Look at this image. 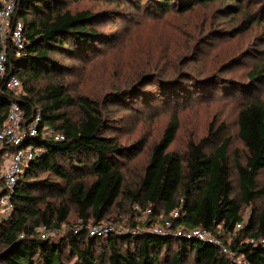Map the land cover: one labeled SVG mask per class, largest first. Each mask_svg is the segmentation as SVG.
Returning a JSON list of instances; mask_svg holds the SVG:
<instances>
[{
  "label": "trees",
  "instance_id": "trees-1",
  "mask_svg": "<svg viewBox=\"0 0 264 264\" xmlns=\"http://www.w3.org/2000/svg\"><path fill=\"white\" fill-rule=\"evenodd\" d=\"M130 1L139 9L143 0ZM194 1L149 0L147 6L163 14L174 9L183 13L194 7ZM64 4V0H17L13 15L24 23L27 43L17 54L8 39L4 77L17 76L21 86L25 84V91L16 95L1 85L0 129L8 119L11 102L17 100L24 111L23 124L40 115L39 134L25 138L39 151L18 181L14 214L0 221V263L62 264L66 247L79 264H264V208L252 209L246 221L242 213L243 205L251 206L264 195V188L258 185V175L264 169V95H246L238 111V136L247 149L244 164L235 159L240 203L232 196L231 137L206 151L210 140L225 131L224 124L215 129L212 123L211 136L190 140L181 155L170 150L180 129L178 115H172L160 138L150 146L142 171L128 178L121 158L128 159L136 146L121 145L105 134L110 119L102 102L79 97L82 117L74 121L65 108L76 101L64 83L54 81L38 89L30 84L61 71V60L54 54L81 57L101 40V32L92 27L98 14L89 10L73 12ZM147 55L146 59H158V54ZM157 75H142L133 88ZM250 75L256 81L262 73L251 71ZM125 92L127 89L112 91L109 96L113 99ZM44 127L64 134V138L44 136ZM86 170L90 173L88 180L81 176ZM41 172L48 175L39 177ZM49 194H59L65 200L56 203ZM121 198L139 204L141 211L152 209L156 218L146 226L163 222L166 217L186 229L206 228L224 241L231 256L213 242L151 231L124 235L112 231L98 237L82 229L56 240L50 235L43 238L36 230L41 226L60 229L68 220L71 206L84 223L92 220L100 224ZM175 210L180 214L173 218ZM228 237L231 239H223ZM174 244L176 251L171 252Z\"/></svg>",
  "mask_w": 264,
  "mask_h": 264
},
{
  "label": "rangeland",
  "instance_id": "rangeland-1",
  "mask_svg": "<svg viewBox=\"0 0 264 264\" xmlns=\"http://www.w3.org/2000/svg\"><path fill=\"white\" fill-rule=\"evenodd\" d=\"M64 1V7L73 12L89 10L99 15L92 27L101 32V40L95 41L92 51L81 57L54 54L61 60V71L30 84L38 89L54 81L64 83L76 101L65 108L74 121L82 117L79 97L102 102L110 119L105 134L121 145L136 146L128 159L121 158L128 178L142 171L150 146L160 138L172 115H178L180 129L170 150L181 155L190 140L211 136L212 123L215 129L224 124L225 131L210 140L206 151L231 137L232 196L240 203L235 159L244 164L247 149L238 136V111L246 95H264V0H195L194 7L186 12L174 9L165 14L147 6L149 0H143L139 9L130 0ZM154 53L158 54L157 60L146 59L147 54ZM251 71L261 72L262 76L253 81ZM151 72L158 75L133 88L136 79ZM24 86L14 93H24ZM124 89L127 92L110 98V92ZM8 160L9 155L3 153L1 169ZM47 175L41 172L39 177ZM81 176L90 179L88 170ZM258 185L264 188V169L258 175ZM49 198L56 203L65 200L59 194H49ZM134 205L121 198L99 226L121 235L149 231L146 222L156 217L146 214V210L136 211ZM263 208L264 195L251 206L243 205L245 221L252 209ZM70 209L67 222L60 229H52L50 237L60 240L82 229L90 232L93 221L84 223L74 207ZM3 218L6 219L0 215V221ZM166 220L164 217L163 222L154 224L163 225ZM176 246L171 252L176 251ZM62 264H79L66 247Z\"/></svg>",
  "mask_w": 264,
  "mask_h": 264
},
{
  "label": "built area",
  "instance_id": "built-area-1",
  "mask_svg": "<svg viewBox=\"0 0 264 264\" xmlns=\"http://www.w3.org/2000/svg\"><path fill=\"white\" fill-rule=\"evenodd\" d=\"M17 0H2L0 6V42L2 49L0 50V87L2 84L16 92L21 87V80L17 76H11L5 79L6 73V44L10 38L17 51V54L25 49L27 40L24 35V23L21 20H15L13 15L16 8ZM18 95V93H17ZM39 121L40 115L38 114L35 119L30 123L23 124L24 111L17 100L11 102L8 119L0 129V156L1 151L9 155V160L1 169L0 163V215L5 216L6 219L10 218L16 207L15 191L18 181L22 174L25 173L26 167L29 162L35 158L38 149L34 145L25 142L27 136H35L39 134ZM44 136L52 137L56 140L64 138V134L55 133L48 127L43 128ZM135 210L141 211L139 204H135ZM152 212L151 208L146 209L145 213ZM179 210L172 213L173 218L179 216ZM5 219V218H3ZM2 219V220H3ZM94 224V223H93ZM242 224H238L241 227ZM149 231L157 234L174 236H183L187 238H195L198 240H206L217 244L225 253H230L224 241L212 234L209 230L203 227H195L186 229L181 225H175L172 219H168L163 225L152 224L148 226ZM40 236L45 238L53 231L46 226H41L36 229ZM108 227H101L99 224H94L90 228V235H102L110 233ZM23 235H21L22 237ZM264 241V237L261 238ZM251 242H255L252 238Z\"/></svg>",
  "mask_w": 264,
  "mask_h": 264
}]
</instances>
